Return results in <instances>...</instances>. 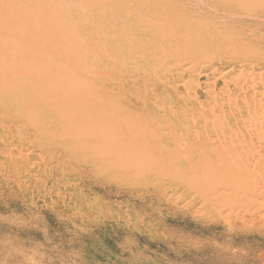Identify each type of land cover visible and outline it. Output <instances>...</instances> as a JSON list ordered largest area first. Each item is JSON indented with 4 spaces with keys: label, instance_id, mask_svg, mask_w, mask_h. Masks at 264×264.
I'll use <instances>...</instances> for the list:
<instances>
[{
    "label": "rangeland",
    "instance_id": "1",
    "mask_svg": "<svg viewBox=\"0 0 264 264\" xmlns=\"http://www.w3.org/2000/svg\"><path fill=\"white\" fill-rule=\"evenodd\" d=\"M116 2L57 22L76 80L0 88V264H264V0Z\"/></svg>",
    "mask_w": 264,
    "mask_h": 264
},
{
    "label": "bare ground",
    "instance_id": "2",
    "mask_svg": "<svg viewBox=\"0 0 264 264\" xmlns=\"http://www.w3.org/2000/svg\"><path fill=\"white\" fill-rule=\"evenodd\" d=\"M92 1L102 5H104L105 2V0ZM112 1V5L109 7L104 6V11L99 14V12L95 11L92 13L93 10L91 13L85 10L89 5L86 0H0V51L4 48H8L10 50L13 49L17 53L13 60L11 58V61L10 59H6L8 56H5L6 58L4 57L5 60H8L3 64L5 68H8V73L0 76V88L3 87L6 80L15 78L20 83H25L23 85L24 90L20 91L18 94L19 97L24 98L29 94H39V92L33 89V86L38 82V75L41 72L54 75L56 77V83L62 80H76L72 65L81 62L74 56V48L78 45L81 47L84 45L87 50H90L100 46L102 44V39L91 40L86 36H76L73 40H70V38L65 36V32L69 31L71 27H62L56 24L59 21L67 20L69 16L83 19L85 18L84 16L88 14H91L90 16L93 18L99 17L104 13L108 15L113 14L118 10V3L116 0ZM207 32L213 35V24L209 27ZM106 37L110 40L108 32L106 33ZM15 47L17 50H15ZM36 48L38 51L39 49L43 51H41V53L39 51L38 53L40 54H37ZM67 49L71 50L72 54L63 58L62 54ZM142 50L143 45L138 46L134 51L135 55L137 56L140 54ZM8 51H6L5 54H7ZM5 54L3 52V55ZM51 56H55V61H60L57 64L55 62V64L51 66L52 73L46 68L43 70L36 69L37 65H41L40 68H43L50 60ZM186 56L190 60L189 63H196L195 61L201 58L198 53H189L186 54ZM3 65L0 64V68L3 67ZM98 66L99 64H97L96 67ZM1 70L5 73L6 69L1 68ZM84 75L85 76L81 73V77L85 82H91L98 78H102V73L97 68L90 72H85ZM189 79H194V81L197 80V78L193 77H189ZM193 82L190 81V83ZM83 89L84 88H81L79 90H82L79 94L86 93V90L83 92ZM91 89L93 90V88ZM91 89L89 93H92ZM68 93L71 95H79L78 92L73 93L70 89H68ZM239 190L237 186H222L219 187L216 192H219V194L222 193L219 197L225 198L230 191L237 194Z\"/></svg>",
    "mask_w": 264,
    "mask_h": 264
}]
</instances>
